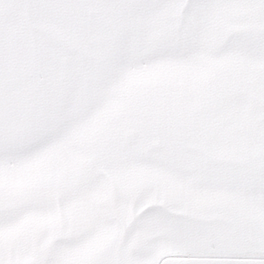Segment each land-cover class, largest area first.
Instances as JSON below:
<instances>
[{"label":"snow or ice","instance_id":"snow-or-ice-1","mask_svg":"<svg viewBox=\"0 0 264 264\" xmlns=\"http://www.w3.org/2000/svg\"><path fill=\"white\" fill-rule=\"evenodd\" d=\"M0 264H264V0H0Z\"/></svg>","mask_w":264,"mask_h":264}]
</instances>
